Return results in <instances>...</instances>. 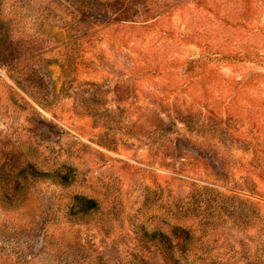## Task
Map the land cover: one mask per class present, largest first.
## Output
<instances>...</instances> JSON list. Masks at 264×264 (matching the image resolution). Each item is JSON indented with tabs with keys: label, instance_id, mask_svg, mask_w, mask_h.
Returning a JSON list of instances; mask_svg holds the SVG:
<instances>
[{
	"label": "rangeland",
	"instance_id": "obj_1",
	"mask_svg": "<svg viewBox=\"0 0 264 264\" xmlns=\"http://www.w3.org/2000/svg\"><path fill=\"white\" fill-rule=\"evenodd\" d=\"M0 264H264V0H0Z\"/></svg>",
	"mask_w": 264,
	"mask_h": 264
},
{
	"label": "trees",
	"instance_id": "obj_2",
	"mask_svg": "<svg viewBox=\"0 0 264 264\" xmlns=\"http://www.w3.org/2000/svg\"><path fill=\"white\" fill-rule=\"evenodd\" d=\"M43 177H51V178H58L62 181L63 184L69 182V175H63V174H56V175H50V174H43ZM68 184V183H67ZM17 188L20 187V185H15ZM97 208L96 201L92 199H88L86 197L82 196H76L75 197V204L73 207H71V212H74V214H80V213H87L90 211H93ZM157 240L158 243L162 244V248L160 249L163 253V256L165 258V261H178L181 260V258L177 255L178 251H180V248H178L177 245H174L173 242H171L170 239H168V236L166 234H163L161 231H155L152 235ZM177 258V259H175Z\"/></svg>",
	"mask_w": 264,
	"mask_h": 264
}]
</instances>
